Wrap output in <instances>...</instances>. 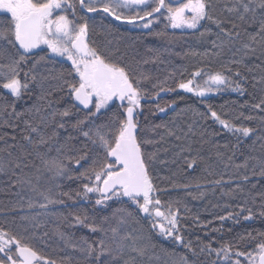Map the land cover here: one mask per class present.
Instances as JSON below:
<instances>
[{"label": "snow or ice", "instance_id": "snow-or-ice-1", "mask_svg": "<svg viewBox=\"0 0 264 264\" xmlns=\"http://www.w3.org/2000/svg\"><path fill=\"white\" fill-rule=\"evenodd\" d=\"M127 9H131L135 15H125L122 10ZM215 9L213 0H177L175 3L171 0H0V89L3 90L0 92V97H4L6 101L9 96L11 97L10 101L0 107V114L7 117L4 125L12 127L13 131L18 126L16 121L24 125L22 139L31 148L27 151L21 146V151L15 155L9 151L8 159L0 161V173L7 169L12 176L16 177L13 187L27 185L31 191L42 198L43 202L34 203L29 200V208L38 206L41 209H47L49 205L65 203L64 200L51 198L49 193L52 192V188L50 187L46 191L39 190L38 185L42 178L77 180L80 182L82 191L77 190L75 197L71 192L64 191L57 195L66 197L73 201V204L77 202V199L85 202L94 200L95 209L110 207L109 201L131 204L134 206L133 211H127L125 208H120L118 211L126 212V215L132 218L143 214L151 224L152 232L164 240L171 239L193 256L202 254L210 256L214 252L217 257L229 261L234 254L236 259L231 260V264H243L240 257H243L247 264H264V233H258L262 239L251 251H242L239 248L234 251L232 244L227 243L218 249H214L211 244H202L197 252L190 241L185 242L180 232L179 210L174 211L171 205L166 211L162 210V201L156 196L159 189L153 181L149 163L155 160L156 153H147L143 148L144 144L153 143V141L140 137L137 110L142 109L141 101L146 98V90L141 86L142 80H147L149 77L143 74L137 76L130 66L110 58L91 45L88 21L94 20V17L81 15L80 18L84 22L78 23L76 20L81 13L101 12L122 23L135 25L138 20L145 21L141 27L149 29L158 19L156 14H159V17L167 21L166 27L172 29L195 31L204 27L205 31L200 33L201 37L211 34L208 24L214 25L219 30L217 39L220 40V44L213 41L212 47L223 48L226 42L233 43L239 40L240 26L231 19L216 15ZM225 11L233 14L236 19L248 23L249 27H252L259 16V26L256 31L245 30L248 42H241V46L236 49V52L243 51V54L230 63L243 65L252 72L253 69L248 67L245 60L249 54L254 55L257 51V48L252 45H258L261 55L257 58L261 59V64L256 67L260 69L261 75L258 79L256 76L252 77L253 87L264 86V0H232ZM202 22L205 23L202 24ZM225 24H230L231 27L226 28ZM56 57L70 62L71 67L56 75H41L38 81L37 66L42 62L54 63ZM30 60L33 61L31 68L24 71L21 77L22 66L27 67ZM227 71L232 69L228 68ZM202 75H207V79L200 84L195 78ZM234 76L247 82V78L243 77L239 70L235 71ZM48 79L58 82L56 87L64 92L61 99L66 98L67 106L62 111L49 113L51 102L46 101L47 108L33 104L22 112L16 111V101L23 99L25 95H30L34 84L43 88V81ZM178 87L199 97L225 88L240 95H244L246 91L239 80L233 81L219 71L211 74L194 71L192 78L186 82H180ZM160 91H172V89L161 87ZM37 100L45 101V94L38 96ZM251 107L264 112V96ZM157 109L159 112H165V108L159 105ZM77 114H83L84 118L80 119ZM209 114L213 121L235 136L238 142L253 137L257 132L256 128L243 124L236 125L222 118L210 107ZM48 115L52 117L59 115L62 118L58 123L61 129L66 128L63 118L77 115L75 122L71 124L73 130L83 136L86 142H91L94 148L100 149L98 152L86 151L71 158L78 169H82L77 175H73V170L60 159L62 150L67 148V143L56 148V156H49L48 153L41 151L57 135L53 132L52 136L45 138L40 133L41 127L47 126ZM240 116L245 120L254 119L253 116H245L243 113ZM104 117H107L106 123H96V120ZM259 119L260 134L255 135L253 144L256 141H264V116ZM188 131H192L191 126ZM169 135L172 133L169 132ZM11 139L15 140L16 136L12 135ZM72 139L75 137L70 133L67 140ZM5 144H7L6 140ZM8 147L15 148L16 145ZM261 147L264 148V144ZM50 151L51 148H49ZM33 154L41 161L42 168L29 159ZM194 163V160L188 163V168H193ZM260 167V175L264 176V159L260 161ZM30 168H35L34 174L25 171ZM43 172L51 173V176L44 178ZM33 179L36 183H33ZM56 187L59 188L60 185L57 184ZM261 196L264 197V193ZM135 210H138V213ZM245 210L248 214L243 218L253 219L252 208L241 207V213ZM233 215L229 213V217ZM259 215L264 216V203L260 205ZM226 218L219 217L221 220ZM63 219L72 227H83L92 234H99L96 240L82 237L79 244H69L65 233H56L57 237L65 242L66 248L70 247L73 252L80 253L78 264H154V261L160 264H195L186 255L177 257L167 250L163 251L164 259L162 260L161 256L154 252L157 245L153 243L150 235L145 236L139 231H136V234H122L118 227L106 228L104 225L111 219L108 216H103L97 223L86 210H77L68 212ZM21 220L28 222L22 225L25 232L28 231L29 224L32 227H40V224L35 222V216L25 215L21 217ZM125 222L124 218L119 221L120 224ZM44 235L48 234L45 232ZM240 239L243 240L245 237L241 236ZM247 239L255 240V237L252 233H248ZM63 260L69 261L71 257L66 256ZM0 264H57V261L41 256L32 246L24 243L20 236L0 230ZM212 264L217 262L213 261Z\"/></svg>", "mask_w": 264, "mask_h": 264}, {"label": "trees", "instance_id": "trees-1", "mask_svg": "<svg viewBox=\"0 0 264 264\" xmlns=\"http://www.w3.org/2000/svg\"><path fill=\"white\" fill-rule=\"evenodd\" d=\"M213 2L216 5V15L231 19L240 26L239 40L233 43L226 42L223 48L212 47L213 41L220 44V40L217 39L219 30L214 25L208 24L207 27L211 29V34L201 37L200 33L205 31L204 27L180 33L170 31L165 21L148 32H136L105 19H92L88 21L89 41L93 47L104 52L105 55L130 66L137 76L143 74L149 77L147 80H142L141 86L146 90V98L141 101L142 109L137 110L140 137L153 141V143L144 144L143 148L147 153H156L155 160L149 162L153 181L159 189L156 196L162 201V210L166 211L169 205L174 211L179 210L180 232L185 242L190 241L197 252L202 244H211L214 249H218L227 243L232 244L234 251L236 248L251 251L262 239L258 233H264V216L259 215L260 205L264 203V197L261 196L264 193V176L260 175V161L264 159V148L261 145L264 141H256L253 144L255 135L260 134L261 121L259 118L264 116V112L251 107L264 96V91H262L264 86L253 87L252 79L253 76L258 79L261 75L260 69L256 67L261 64V59L257 58L261 55L259 46L253 44L252 47L257 48V51L254 55L249 54L245 60L248 67L253 69L252 72H249L243 65L232 64L230 61L239 59L243 54V51L236 52V49L241 46V42H248L245 30L247 32L256 31L259 26V16L252 27H249L248 23L236 19L233 14L225 11L231 5L232 0H213ZM76 20L78 23L84 22L79 16ZM224 26L231 27L230 24ZM100 35H110V42L101 40ZM214 53H219V55H214ZM32 63L33 61L30 60L27 67L22 66L21 77L24 71L31 68ZM70 67L68 63L57 59L54 63L42 62L36 68L37 80H40L41 75H56ZM228 68L232 71H227ZM198 70L205 74L219 71L233 81L239 80L246 90L245 94L240 95L225 88L211 96L199 97L179 89L178 84L191 79L192 73ZM237 70L247 78V82L234 76ZM206 79L207 75H202L198 82L203 84V80ZM57 83L54 79H48L43 81V88L34 84L30 95H25L23 99L16 101V111L22 112L33 104L47 108L46 101L51 102L49 113L62 111L67 106V101L66 98L61 99L64 92L56 87ZM161 87L170 88L172 91H160ZM0 92L3 90L0 89ZM42 94H45V101L37 100V97ZM10 100V96L7 101L4 97H0V107ZM116 104L118 105L117 102ZM157 105L165 108L164 115H160ZM209 107L222 118L236 125L251 126L256 128L257 132L253 137L238 142L235 136L211 119ZM241 113L245 116L251 115L254 119L245 120L240 116ZM77 115L80 119L84 118L83 114ZM77 115L63 118L66 123V128L63 129L58 127L62 119L59 115L55 117L48 115L47 126H42L40 129V133L45 138L52 136L53 132L57 134L49 145L41 149L49 156H56V148L67 143V148L62 150L60 159L73 170V175H77L82 169H78L71 158L86 151H100L94 148L91 142H86L85 138L71 127ZM6 119V116L0 114V137H3L0 139V161L8 159L9 151L14 155L18 154L21 146L24 150H31L30 145L22 139L24 125L16 121L18 126L13 131L12 127L4 125ZM106 122L107 117L96 120L97 124ZM33 123H38V121H33ZM157 125L160 127H156ZM189 126L192 128L191 132L188 131ZM169 132L172 135H169ZM70 133L75 139L67 140ZM185 133L188 134L185 135ZM12 135L16 136L15 140L11 139ZM33 135L35 137V134ZM177 137L180 138L177 139ZM35 138L38 139V137ZM9 145H16V147H8ZM49 148H51L50 152ZM29 159L35 165L43 167L35 154ZM193 160L195 161L193 168L189 169L188 163ZM16 171L19 173L18 169ZM25 171L34 174L35 168L25 169ZM50 176L51 173L43 172L44 178ZM15 179L16 177L12 176L7 169L0 173V230L20 236L24 243L32 246L41 256L56 260L57 264H78L80 257L79 252H73L70 247H65V242L57 237V232L65 233L69 244H79L82 237L96 240L99 235L92 234L83 227H72L64 221L63 218L68 212L77 210H86L97 223L103 216L110 217L109 223L104 226L106 228L118 227L122 234H136V231H139L145 236L150 235L153 243L157 245L154 252L161 256L162 260L164 250L177 257L186 255L195 264H212L213 261L217 264H231V260L236 259L233 254L231 260L225 261L217 257L214 252L210 256L207 254L193 256L172 240L160 239L159 235L151 231V224L143 214L132 218L128 217L126 212L118 211L120 208L133 211L134 206L131 204L110 201L108 203L110 207L95 209L94 200L85 202L77 199V202L73 204V201L66 197L57 195L64 191L71 192L75 197L77 190L82 191L80 182L77 180L42 178L38 185L39 190L46 191L50 187L52 188V192L49 193L51 198L64 200L65 203L49 205L47 209H41L38 206L29 208V200L34 203L43 202L42 198L36 192L31 191L27 185L13 187ZM33 183H36L35 179ZM57 184L60 185L59 188L56 187ZM241 207L252 208L253 219L245 220L243 217L248 212L245 210L241 213ZM135 212L138 213V210ZM229 213L234 215L229 217ZM25 215L35 216V222H38L40 227H32L29 224L28 231L25 232L22 225L28 222L21 220V217ZM221 216L227 218L221 220L219 219ZM121 218L125 219L124 224L119 223ZM45 232L47 236L44 235ZM33 233L36 235L33 236ZM248 233H252L255 240L247 239ZM241 236L245 239L241 240ZM66 256L71 257V260L64 261L63 258ZM240 259L243 264H247L243 257ZM154 264H160V262L154 261Z\"/></svg>", "mask_w": 264, "mask_h": 264}, {"label": "flooded vegetation", "instance_id": "flooded-vegetation-1", "mask_svg": "<svg viewBox=\"0 0 264 264\" xmlns=\"http://www.w3.org/2000/svg\"><path fill=\"white\" fill-rule=\"evenodd\" d=\"M171 2L175 3V2H177V0H171ZM77 9H78V13H79L80 10H79V5L78 4H77ZM122 11L124 12L125 15H135V13L131 9L122 10ZM81 15L82 16H85V17L91 16V17H94L95 19H105V20H107V21H109L111 23L118 24V25L124 26V27L137 26V25H141V24H143L145 22V21H142V20H138L135 25H133V24H127V23H122L120 21L114 20L112 17L107 16L105 13H101V12L91 13V14L90 13H81L78 16L80 17ZM156 16L158 17V19L155 20V25L152 28H154L156 26H159V25H161L164 22L163 18L162 17H159V14H156ZM90 20H92V19H90Z\"/></svg>", "mask_w": 264, "mask_h": 264}, {"label": "rangeland", "instance_id": "rangeland-1", "mask_svg": "<svg viewBox=\"0 0 264 264\" xmlns=\"http://www.w3.org/2000/svg\"><path fill=\"white\" fill-rule=\"evenodd\" d=\"M164 21H165V20H164ZM165 22H167V21H165ZM141 25H142V24H141ZM141 25L132 26V27H127V28H128L130 31H136V32H138V31H139V32H148V30L151 29V28L155 25V22L153 23V25H152L151 28H149V29H145V28L141 27ZM168 29H169L170 31H178V32H180V33L188 32V31H193V30H188V29H172V28H170V27H168ZM100 37H101V40H105V41H107L108 43L110 42V40H109V39H111V38H109L110 35H100ZM104 44H105V43H104ZM55 59L70 64V62H68V61H66V60H62V59L59 58V57H56ZM199 78H200V77H196L195 80L198 81ZM203 81H204V80H203ZM215 93H217V91H216V92H213V93H208V94H206V95H207V96H211V95H213V94H215ZM109 202H110V201H109ZM109 202H108V203H109ZM159 237H160V236H159ZM160 239H162V238L160 237ZM162 240H164V239H162ZM164 241H171V239H169V240H164Z\"/></svg>", "mask_w": 264, "mask_h": 264}, {"label": "water", "instance_id": "water-1", "mask_svg": "<svg viewBox=\"0 0 264 264\" xmlns=\"http://www.w3.org/2000/svg\"><path fill=\"white\" fill-rule=\"evenodd\" d=\"M183 92H185V91H183ZM185 93L190 94L189 92H185ZM117 103L119 104L118 101H117ZM171 110H173V107H171ZM160 115H164V112H160Z\"/></svg>", "mask_w": 264, "mask_h": 264}]
</instances>
